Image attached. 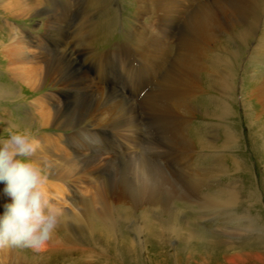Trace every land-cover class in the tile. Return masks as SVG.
<instances>
[{
  "label": "bare ground",
  "instance_id": "obj_1",
  "mask_svg": "<svg viewBox=\"0 0 264 264\" xmlns=\"http://www.w3.org/2000/svg\"><path fill=\"white\" fill-rule=\"evenodd\" d=\"M135 3L139 18H136L137 24L131 23L126 29L128 40L121 46L116 45L115 50L95 55L92 51L94 35H91L94 31L80 26L85 22L82 15L86 10L81 11L79 25L68 36L71 19L85 1L60 0L57 6L46 7L41 0H0V11L6 12L11 22L25 21L31 16L39 17L37 21L44 19L46 30L52 34V43L56 44L55 49L38 47L23 33L26 30L8 21L11 32L0 34V57L9 60L0 62L5 74L0 81V133H5L8 123L30 131L38 127L53 128L55 134L59 133L58 137L52 132L40 137V146L31 159L44 167L47 191L50 190V196L61 207L83 195L78 204L67 206L66 212L75 216V231L84 226L81 215L88 219L91 227L101 228L109 237L117 231L115 225L119 228L122 221L131 222L132 231L138 236L146 232L144 243L154 242L152 245L160 247L167 238L175 237L180 244L182 261L184 254L187 263L213 264L223 259L234 264L238 251L232 250L238 249V232L255 231L264 226L258 214H252L262 195L238 183V169L248 172L249 168L242 165L237 155L226 153L236 144L238 133L220 123L213 124L210 133L197 137L202 140L198 148L188 131L196 112L195 97L204 94L200 80L207 70H204V59L223 50L231 52L232 57L236 54L239 57L240 48L248 47L258 29L264 15V0H136ZM225 25H231V33H228L239 40L232 50L223 43ZM259 35V42H263L264 27ZM170 37L178 45L175 59L171 57L175 44L173 40L169 43ZM70 38L76 40L78 50H69ZM257 46L261 48H255L251 60L261 79L252 82L248 100L255 99L259 103L260 109L252 111L250 116L259 123L260 116L264 115V43ZM76 54L84 56L80 58L83 62L95 59L102 73H107L108 66L114 65L128 76L138 73L132 79H137L136 84L131 86L138 97L153 78L157 79L162 70L165 72L139 100L113 86L105 87V79L103 82L94 80L79 64ZM131 56L133 61H130ZM137 66L140 70L135 71ZM217 83L226 94L229 80ZM45 87L50 89H45L44 95L32 96ZM8 99L19 101L23 107L18 102L8 105ZM216 100L218 106L214 112L223 118L229 107L226 102ZM154 127L158 130L157 138L149 132ZM90 128L100 130L102 136L98 137ZM108 128L112 132H108ZM70 130H73L72 135L65 132ZM257 131L251 134L253 140ZM118 158L125 159V164L118 165ZM229 159L231 163H227ZM227 166L232 171L229 178ZM112 167H115L112 171L115 175H108ZM98 181L101 184L98 185ZM241 201L248 202L247 208H238ZM241 211L243 216L239 215ZM205 219L216 220L219 235L200 225V220ZM193 244H197L196 250ZM250 244L252 242L248 241L239 245L249 248ZM128 245L124 238L121 250ZM136 253L133 249L131 254L139 259ZM35 260L45 264L40 255Z\"/></svg>",
  "mask_w": 264,
  "mask_h": 264
},
{
  "label": "rangeland",
  "instance_id": "obj_2",
  "mask_svg": "<svg viewBox=\"0 0 264 264\" xmlns=\"http://www.w3.org/2000/svg\"><path fill=\"white\" fill-rule=\"evenodd\" d=\"M41 1H43V4L46 7L53 6V5L57 6L60 2V0H53V1L52 0H41ZM84 1H85L84 6L82 8H81V5L78 6V10L75 11L76 13L75 15H73L74 18L71 17L72 19L69 25L68 36L72 32H74L75 31L74 28L77 27V25H79L78 21L80 20L81 11L86 10L83 12V15H82L84 18L83 21L85 22L81 23L82 25L80 26L85 25L87 27L86 28L87 31L88 30L94 31V32H91V35L92 34L94 35L93 36L94 45H92L93 46L92 51L94 50L93 52L96 53L95 55H100L101 53H106L109 50L117 49L115 47L116 45L121 46L123 42H126L128 40V38L126 37L127 36L126 29L131 27V23L137 24L136 18H139L137 16L136 9H135L136 0H96L95 2L94 0H92L94 3L91 0H81V2H84ZM86 4H91V5L88 7H85ZM5 13L4 11L3 12L0 11V14H1L0 15V34H3V33L6 34V32H9V31L11 32V28H10L11 26L8 24V21H9L10 24L12 23V24L17 25L21 30H26L27 32H23V33L26 34V36H29L28 38L29 39L31 38L30 39L31 41L34 40V43L38 47L42 45L43 47L47 49H55L56 44L52 43L53 42L51 38L52 34L46 30L44 19L37 21L39 20L38 19L39 17L31 16L25 21L15 19V21L11 22V20H9L10 18H8V14L6 13L7 14L6 15ZM1 16H4L5 18H1ZM92 16H93V19H92ZM227 19L228 18L226 17L225 22L227 21ZM148 21H151V19ZM87 23H90L92 25L89 24L90 25L89 26ZM230 26L231 25L229 26L225 25V28H226L225 34H223L222 36H225L224 37L225 41H223V43L225 42V46H227L230 50H232L233 48L238 46L239 40L238 41L235 40L233 37V34L232 35L229 34L231 33ZM263 27H264V15H262V19L260 20L256 33H254V35L251 36L248 47L240 48L239 57L237 54L236 56L232 57L231 52L228 53V51L223 50L222 51L223 53L219 52L220 53L219 54L216 52L214 54H211L209 58L206 57V59H204L205 60L204 70L206 69L207 70L203 72L200 78V80L202 79V83H203L201 85L204 86L203 87L204 94H200V97L199 96L195 97V100L197 102L195 104L196 112H195L191 127L188 132H190L189 135L193 139L194 145H196L198 148L202 146L201 145L202 140L201 141L197 140V137L198 136L205 137L207 133H210L211 131L209 130L212 129L211 125L213 124L220 123V125L224 126L227 130L231 129L235 131L236 133H238L237 135L238 139H237L236 144H234L233 148L227 149L226 153H232V154L237 155L238 160L242 162V165L244 164V166L249 168L248 172L240 171L241 173L239 172V169H238V174H237L238 183L240 185H242L241 183H243L244 185V186L242 185L243 187H251L253 188L255 193H259L260 195H262L260 197L261 199H260L259 204L255 207L256 210L253 207L252 214L254 216L258 214L256 216H258L260 219L259 221L264 224V131H263L264 115L260 116L262 120H260L259 123H256L257 120L252 121L250 119L251 112L256 109L259 110L260 106H259V103H257V100L255 99L248 100L249 99L248 95L250 94L251 89L253 88L252 82L254 80L256 81L257 79H261L257 77L256 70H254L252 67L254 66L253 65L254 61L251 60L252 59L251 56L255 48L260 47L257 45H263L264 43V40L263 42H259L260 30L263 31ZM239 31H240V26L238 27V33ZM177 37L178 36L175 37V40H177ZM172 40L173 39L170 37L168 40L169 43H172ZM75 43H76V40L72 41V39L70 38V42L68 43L69 50L70 49L72 51L78 50L79 47H77L78 45L77 43L76 44ZM173 43H174V40H173ZM124 44L127 45L126 43ZM176 47L178 49L177 44L174 45V51L171 56L173 59H175L176 55L178 54V51L176 52ZM242 50L244 51L242 52ZM57 53H59V51ZM76 57H77V60L79 59L80 61L79 64L82 66V68L85 71H87V74L88 75L90 74L89 76L92 77L94 80L96 79L98 81L103 82L105 79L106 80L105 87L111 88V86H113L112 88H115L116 90L120 91L121 93L125 95H127L126 94L127 92L128 93L127 96L133 97L135 99L138 98L136 92L131 89V86H133L137 82V79L132 80L134 79V75L128 76V73L127 74L121 73L120 71H118L116 65H114L113 67L108 66L107 73L106 71L105 73H102L101 70L98 68V64L96 63L95 59L93 61L92 60L89 61L86 59L87 61L85 60V62H83L82 59L84 58V56L76 54ZM92 57H95V56H91V58ZM237 57H238V60L236 59ZM255 58L258 59V55H256ZM131 59H132V56H131ZM8 61L9 60H7L6 58L0 57V62L5 63ZM2 65H7V64H2ZM224 65H226L227 67ZM137 68L138 69H136L135 71L140 70L138 66ZM112 69H113V72H112ZM164 72L165 71L162 70L159 73V75H163ZM114 74L116 76H113ZM3 76H5V74L0 69V81ZM110 77L114 79H111ZM226 78L230 82V88L228 91H226V94H224L222 93L223 91H222L221 85L218 84L217 81L218 80L222 81V79H226ZM109 80H111L112 82H109ZM153 80L155 79L153 78L151 80L152 84L150 82L147 85V88L150 86V84L151 86L154 85V83L156 84V82L155 81L153 82ZM45 89L46 91H49L48 89L50 88L45 87L40 92H37V93L34 92L32 96L36 97L37 95H40V93H43L42 95H44ZM132 91L135 93V95L132 94ZM29 93L30 92L27 93L28 94L27 96H29ZM201 96H203V98ZM216 99L226 102L229 107L228 114L223 118L217 117L219 115L216 112H214L216 107L218 106ZM246 100L248 101L246 102ZM6 101L8 102L7 104L10 105L11 100L8 99ZM17 102L19 103L20 107L21 106L23 107V105L20 104L19 101L11 102V106H13L14 104L16 105ZM78 104H79V101L76 103V105L78 106ZM142 124L144 127V124H145L144 120ZM253 124H254V127H252ZM0 128H1V124H0ZM91 128H90L91 131H95L93 133L99 134L98 137L102 136V132L100 130H95V129L92 130ZM258 128L260 129L258 130ZM223 129H222V133L220 132L222 136L224 135ZM32 130H33L31 131L32 134L34 136L36 135L35 137L37 139H39L42 136H46V135L49 136L52 134L55 137L59 136L58 135L59 133L55 134L56 130L53 128H39L38 127V128H33ZM151 130L149 132L154 134V138L159 137L158 134H155L156 131H158L156 130L155 127ZM255 130L256 131L258 130L257 131L258 134H256L257 137L254 138L255 140H253L251 137L252 136L251 134L254 133L253 131ZM72 131L73 130L65 131V132L70 133L72 135L73 134ZM107 131L112 132V129L108 128ZM4 134L5 133H0V135H4ZM141 141L144 142V138H142ZM157 141H159V138ZM160 158L164 159L165 156H161ZM122 160L123 159H120V158L116 159L117 164L118 165L125 164L124 163L125 159L123 161ZM227 163H231V159L227 160ZM177 166L179 167V165ZM227 170L228 171L226 172V176L227 178H229L232 175V171H229L228 166H227ZM112 171L113 172L115 171V167L111 168V172ZM113 172L109 173L108 175H115V173ZM227 178H224V179L226 180ZM98 182H99L98 185L101 184V181H98ZM2 188H3V185L0 184V205H2V203L5 202L6 200V198L3 197L2 195ZM114 189H112L111 191L112 194L115 193ZM48 193L50 195V190H48ZM52 198H53V202L56 203V200L54 199V197ZM82 198H83V195H79L78 198L72 200V203L70 201V203L78 204L79 200ZM71 204H68L66 205V207H63L65 208L64 215L62 217L59 228H57L56 232L54 233L52 240L47 245H45L40 251H33L30 249H17V248L0 249V264H38L39 261L36 262L35 260V258H37V255H40L43 258V260L45 261V264H96L97 262H98L97 264H100V261H101V264H107V263L108 264H192L190 262L189 263L185 262L188 260V258L184 254H183V261L180 259V256L182 255L180 253L181 252L180 244H178L175 237L170 236L169 238L165 240V245L160 244V247L157 244L152 245V243L154 242L150 244L148 242L144 243L143 239H144V235L146 234V232H143L142 235L138 236L137 233H134L132 231L133 223L131 222L124 223L122 221L119 225L120 226L119 228H118V225H115L114 230H117L119 232L114 231V234L112 232V236L109 237L107 232L106 231L103 232L101 228H98L95 226L91 227L88 219H86L83 215H81L80 217L82 218V226L83 225L84 226L82 229L78 228V230L75 231L74 230L75 228H73L76 225V222L74 220L75 216H71L69 212H66L68 208L67 206H70ZM247 204H248L247 201H241V203L238 204V208H247ZM2 211L3 209L2 207H0V212ZM239 215L243 216V211H241ZM136 219H138V216L136 217ZM63 225L65 226L67 225V226L63 228ZM200 225L204 229L210 231L211 233L214 232L215 236L219 235L220 231H218L219 228L216 225V220H206V219L200 220ZM263 228L264 226L261 228L254 229L255 231L247 230V231L238 232V249L232 250V251H238V260H236L234 264H264V229ZM90 231H92L93 233ZM123 237L129 244L127 248H126L127 245L124 247L123 249L124 251L121 250L122 249L121 243L124 241ZM133 239L134 241L132 242ZM248 241L252 242V244H250L252 246L249 248L239 245L243 242L246 243ZM193 246H194L193 248L196 250L197 244H193ZM133 249L135 252H137L136 254L138 255L139 259H137V257H135L134 254H131ZM213 264H230V263H227L225 262V260L220 259V260H217V262Z\"/></svg>",
  "mask_w": 264,
  "mask_h": 264
},
{
  "label": "clouds",
  "instance_id": "obj_3",
  "mask_svg": "<svg viewBox=\"0 0 264 264\" xmlns=\"http://www.w3.org/2000/svg\"><path fill=\"white\" fill-rule=\"evenodd\" d=\"M39 146L29 129L13 123L0 135V184L6 198L0 205V249L40 251L61 223L64 208L47 191L44 167L31 159Z\"/></svg>",
  "mask_w": 264,
  "mask_h": 264
}]
</instances>
